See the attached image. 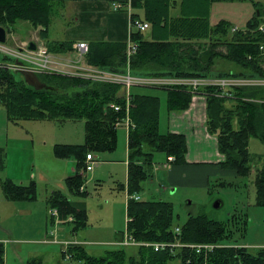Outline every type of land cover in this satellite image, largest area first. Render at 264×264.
<instances>
[{
	"label": "trees",
	"instance_id": "1",
	"mask_svg": "<svg viewBox=\"0 0 264 264\" xmlns=\"http://www.w3.org/2000/svg\"><path fill=\"white\" fill-rule=\"evenodd\" d=\"M108 1L125 3L128 0ZM178 1L180 10L186 16L171 15L168 7ZM208 1L211 3L215 0H206L208 5L202 4L201 11L194 10L191 13L189 0H131L133 7L145 8L144 18L136 13L132 14V18H141L150 23L147 30H133L131 33L132 39L139 46L130 61L131 72L159 76H264V49L261 48L264 45V31L258 28L264 24L263 14L257 12L248 20L244 29L237 27L232 31L235 25L227 20L209 24ZM66 2L68 0H0V25L9 34L18 22H30L38 30L50 52L60 54L72 51L71 41L51 39L49 34L50 27L56 20L64 17ZM68 23L71 24L69 21ZM126 47L127 41L123 40H92L88 42L85 58L91 65L125 72ZM222 56L243 70H212L216 58ZM0 59H4L1 54ZM43 74L49 82H55V86L67 91L60 90L62 94H59L53 89L32 87L24 78L16 77L23 75L20 72L0 66V104L4 106L11 121L45 118L59 121L85 120V142L63 146L56 144L54 152L62 158L76 159V171L67 179V185L72 196L86 198L89 196L86 186L88 179L82 170L85 168L87 154L92 151H113L117 146L116 122L125 117L127 106L122 86L105 82L93 83L60 74ZM205 91L208 93L207 127L211 134L217 136L218 149L225 155V159L218 163L222 168L234 171L237 177L247 180L254 176L249 179L255 190L254 204L264 205V164L256 163V154L249 148L252 137L264 142V87L238 88L231 90L232 94L226 96L220 95L211 87L205 88ZM191 97L192 94L187 91L168 90V112H182L188 108ZM110 103L121 106L120 110L110 107ZM129 108L135 127L129 131L128 179L126 185L122 184V189L126 188L128 195L127 215L131 218L127 223L128 230L137 241H174L177 237L174 229L178 223L175 222L173 202L162 197L136 200L133 195L142 194L145 181L154 177V165L159 163L155 161L157 153L164 154L166 158L174 156L172 164L187 163L186 136L169 130L161 131L159 96L132 91ZM4 151L0 148V166L4 165ZM0 183L2 193L8 200L37 198L38 185L34 180L21 184L7 177ZM222 183L225 184L223 181ZM68 196L58 191L46 201L49 216L52 209L57 210L56 215L50 216L48 238L51 236L55 216H61L60 219L64 220L72 216L77 224L76 227L73 225L75 231L86 224V214L82 211L86 204L73 201ZM236 215L231 212L225 220H220L205 213H190L187 220L179 224L181 233L178 238L185 242L237 245L217 249L209 255L207 264H264V246L254 249L241 246L236 235L239 233L245 236L249 221L248 215L242 211H238ZM234 218H237L238 226L232 230ZM70 223L72 222L64 224L66 229H69ZM61 224L62 222L59 226ZM123 234L124 230L117 232L116 239H121ZM59 245L63 246V259L69 254L76 264H169L174 258H179L180 264H204L202 257L198 261V256L190 254L187 249L173 255L169 249L156 251L153 247L141 245L130 246L128 250L127 246H117L105 249L102 255H92L82 245ZM190 258L191 263H187ZM0 264H6L2 241ZM26 264L46 263L36 257L26 261Z\"/></svg>",
	"mask_w": 264,
	"mask_h": 264
},
{
	"label": "rangeland",
	"instance_id": "2",
	"mask_svg": "<svg viewBox=\"0 0 264 264\" xmlns=\"http://www.w3.org/2000/svg\"><path fill=\"white\" fill-rule=\"evenodd\" d=\"M179 4L180 2L178 1L169 5L170 7L168 8L170 9L172 16L185 15L184 11L180 10ZM202 4H207L206 0H189V5L191 7L189 11L191 13H193L194 10L201 11L203 9ZM209 5L210 8L207 13L209 24H211V21L214 19L217 21L215 24L221 20H227L233 25L237 24L235 26H238L240 29H244L248 20L253 16L252 15L248 19L243 17L246 15L248 9L243 8L241 4H238V2L215 0L209 3ZM239 17H243L241 19L244 20V24L239 23L236 19H234ZM189 20L193 19L189 18ZM72 27H74V25L69 24L67 19L59 18L50 27V38L67 40V30ZM39 39L40 36L38 30L34 29L30 22H18L15 28L9 32L6 42H4L5 44L2 43L4 47L2 46L0 49V54L4 59H0V61H4L5 63L9 64L15 63L16 58L12 52L17 50L16 46H18V48L21 47L23 45L22 43L24 42L23 40L38 42ZM43 42L45 43V41ZM196 47H198V45H196ZM7 48L16 49L9 50ZM225 50L226 49L224 48L223 51ZM55 57L58 59L59 63L56 65L59 67L69 68L68 64L74 60H78L80 64L82 63V60H79L78 54L74 51L60 53L55 55ZM221 68L229 71L239 67L235 63L222 56L215 60V65L213 66L212 70L217 71ZM241 70L243 69L241 68ZM20 73L23 75H17L16 77L21 79L24 78L32 87L53 89L59 94H62L60 90H63V92L67 91V89H61L55 86L57 85L55 82H49L43 76L45 75L43 73ZM90 81L93 83L105 82L117 85V83L112 81H98L94 79H91ZM121 88L123 89L124 87ZM131 91L157 95L163 102H165V97L167 96V90L162 88L135 86L131 88ZM167 122L168 114L166 111V106H163L160 124L162 132L168 130ZM85 129L86 127L84 119L59 121L51 118H45L20 119L18 121H11L7 117V112L4 106L0 104V143L6 150L3 163L4 165L0 166V181L10 177L13 178L15 182L28 184V180H30L29 176L33 172L37 174L34 178V181L37 182L38 185L40 184L39 186L41 187L40 194L35 200L23 199L20 201H11L4 197L0 183V235L2 238L6 239L5 251L7 254L8 264H20L22 262V258L26 260L30 256H36L40 258L43 256L44 261L48 257L49 263L57 260L58 264H76L74 259H72L69 254L64 257L65 262L63 260L61 261L58 247L55 246L56 251H49V248H47L45 245L42 249L41 242L39 243L37 240L40 238L39 233L44 230L48 222V215L45 218L44 213H42L43 210L46 211V189L48 187L50 189L58 188L60 186L59 181H56L53 185V180L59 176H64V174L60 173L61 169L66 165L69 167L76 165V162L72 159L57 156L54 152V147L56 144L63 146L65 144L84 143L86 134ZM251 140V144L249 145L250 151L255 154L257 153L256 157L261 156L256 160V163L260 165L264 162V151L259 152L261 150L255 147L254 141L258 142L262 149H264V144L258 138L252 137ZM94 154L97 155V162L95 164L94 170L86 173L88 179L86 181V186L89 192V196L86 200L89 202L86 204V206L88 205L91 211L94 212L92 215L89 213L87 214L89 223L94 225L91 231L88 233V236L95 238H105L104 240H101L105 242L101 245H98L97 247H89V245L86 246H88L87 252L92 255H99L104 254V250L107 248L122 246L116 243L122 238L116 239L115 232L117 230L126 229V224L124 222V219L126 218L124 217V200L127 197V191H120L115 188L114 185H119L121 187V181H123L121 174L126 169L125 160L127 158V130L122 126L118 127L117 146L115 150L99 153L94 152ZM102 155L105 159L114 157L116 161L109 163L103 160V162L100 164L102 161L100 157H102ZM156 156L157 158L155 161L156 163H159L154 165V177L147 179L144 183V190L142 194L140 193L142 199H157L160 197L170 199L174 204V212L176 215L175 222L178 224H183L187 220V217L190 213H205L210 217L225 220L231 212L236 215L238 211H242L243 214L248 215L249 227L245 233V236H241L239 233H237L236 236L238 237L239 242L242 243V245H246L245 247L251 249L264 245V205L254 204L255 190L249 180L253 179L254 176H250V178L246 180L245 178L237 177L235 172L232 174L233 176L225 175L222 177H218V175L215 174H210L209 179L204 186L197 185L179 187L168 182L167 170L169 168H167V165H165V155L162 153H157ZM156 167L158 168L155 169ZM91 176L93 177L92 179L90 178ZM222 181L225 182V184H223ZM228 182H233L236 185H228ZM80 191L83 192L81 188ZM216 199H221L222 201V204L219 207L214 206ZM189 200H191L193 203L189 202ZM108 204L114 205V214L112 218L108 213ZM51 215L54 214L50 212V216ZM177 215L179 217H177ZM60 217L55 216L53 218V228L57 218H59L62 224L60 226L58 225L57 230L56 228H52L50 232L51 236L47 238L46 241L56 243L57 245L63 243L78 244L75 239L63 235V233L71 230V227L66 229L64 224H68V222L73 223V219L68 218L66 221L64 219H60ZM85 220L86 219H84V222ZM113 221L114 224H116V229L111 227ZM50 222L51 221L48 222L49 225ZM232 223V230H235L234 228L238 226L237 218H234ZM73 225H75V227L77 226L75 222ZM87 225L88 224L86 223L85 226L81 227L84 228L83 230L80 228V233L86 231L85 227ZM75 227H72V232H75ZM9 241L13 242L8 243ZM130 246L141 245H127L128 250ZM94 248H97V251H95ZM16 249H18V254L22 258L17 256ZM169 264H180L179 258L172 259Z\"/></svg>",
	"mask_w": 264,
	"mask_h": 264
},
{
	"label": "crops",
	"instance_id": "3",
	"mask_svg": "<svg viewBox=\"0 0 264 264\" xmlns=\"http://www.w3.org/2000/svg\"><path fill=\"white\" fill-rule=\"evenodd\" d=\"M232 2H238V4H241L243 8L248 9L246 15L243 16V17H246V19L250 18L252 15L256 14L257 12L259 13V11L261 14H263L262 16L264 18V0H246V1H232ZM132 9H133V13L139 14L142 17L144 16L145 8L132 6ZM243 17L234 18V19H236L239 23L244 24V20L241 19ZM63 18L67 19L71 24L74 25V27L69 28L67 30V36H66L67 40L71 41L73 45L74 43H77L80 41L90 42L92 40L127 41L129 37V33L131 31L130 17L128 15V12L124 10L116 11L114 7L111 6L110 1L108 0H68V2H66L65 7H64V17ZM215 22L217 21L214 19L211 21V24H215ZM263 67H264V60H263ZM239 69L241 70V67L237 69H232V70H239ZM219 70L228 71V70H224V68H221ZM163 106H166V111L168 114V122H167L168 130L171 132L183 133L186 136L187 147H188V151L186 155V159H187L186 164H172V163L165 164L167 165L166 167L169 168L167 170L169 183H171L172 185H177L179 187L197 186V185L204 186L207 183L210 174L218 175V177H222L225 175L230 176L234 174V171L224 169L218 163L221 160L225 159V155L219 152L218 150L217 136L211 134L207 129L208 127H207V98L206 97L192 95L191 102L188 108H186L182 112H179L176 110H172L171 112H168V90H167V96L165 97V102H163L160 99L161 111H162ZM128 137L129 136L127 135V158L125 160L126 169L121 174L123 177V181L121 182L122 184H125V185L127 184V179H128ZM254 138H257V137H254ZM251 141L252 140L250 138L249 145L251 144ZM260 141L262 142V140ZM262 143L264 144V142ZM254 144L256 148L261 150L259 152L264 151V149L260 147V144L258 142L254 141ZM0 148H2V151L5 150L1 143H0ZM5 153H6V150L3 152L4 156H5ZM258 157H261V156H258ZM69 159H72L73 161L76 162L74 158H69ZM100 159H102L100 164L103 162V160L109 163H113L114 161H116L114 157L105 159L103 158V155L102 157H100ZM75 169H76V165L75 166L73 165L71 167L66 165L64 168L61 169L60 173L64 174V176H59L53 180V185L55 184L56 181H59L60 186L55 189H50L49 187L46 189V194H47L46 201L51 196L58 193V191L61 192L62 190V193L65 192L64 193L65 195H69L68 196L69 199L73 198V201H77L78 203H82V204L83 203L88 204L89 201H86L88 196L86 198H82L79 196H72L70 194L71 189L67 185V179L75 173ZM99 171H100V166H99ZM99 171H98V174H99ZM36 175L37 174L33 172L31 173V175L29 176L30 180H28L29 183L32 180H34ZM90 178L92 179L93 177L91 176ZM162 182H165V181H162ZM39 185L37 187V192H38L37 197L39 196L40 191H41V187ZM114 187L120 191H125V192L127 191L126 188L122 189V185L121 187L119 185H114ZM126 195H127V192H126ZM46 201H45V205H46ZM107 206L109 210L108 213L112 218L114 214V205L108 204ZM124 206H125L124 207V211H125L124 217H126L124 219V222L126 224L127 219H128L127 197L124 200ZM82 211L85 212L86 214L85 223L88 224L85 227L86 231L80 233V230L84 229V228H81L75 232H72L73 223H70L71 230L67 231L66 233H63V235L66 237L75 239L78 245L85 246L87 250L88 246L86 245H89V247L91 246L97 247L98 245H101L102 243L105 242V241H101V240H104L105 238H95V237L88 236V233L91 231L94 225L89 223L87 219V214L89 213L92 215L94 214V212L91 211L88 205ZM42 213H44L45 218H46V216L48 215L47 206H46V211L43 210ZM47 217H48L47 220L49 222L50 216L48 215ZM48 222L44 230H42L39 233L40 238H38L37 242L39 243L41 242L42 249H43V246L45 245L47 248H49V251L51 250L56 251L55 246L58 247L61 260H64L63 254H62L63 246L46 241V239L48 238L47 233L49 231ZM111 225H112L111 227H114L116 229V226H115L116 224H114V221ZM117 231L122 232L123 230H117ZM117 231L115 232V237H116ZM0 241H2L4 243V246L6 247V239L2 238L1 235H0ZM112 241H108V242H112ZM10 242H13V241H9L8 243ZM94 250L97 251V248H94ZM16 254L18 257L22 258L18 254V249H16ZM99 255H102V254H99ZM31 258H36V256H30L26 260L22 258V262L20 264H26V261H28ZM41 259L46 264H53V263L58 264L57 260L49 263L48 257L46 258L45 261L43 259V256H41ZM5 261H6V264H8L6 251H5Z\"/></svg>",
	"mask_w": 264,
	"mask_h": 264
},
{
	"label": "built area",
	"instance_id": "4",
	"mask_svg": "<svg viewBox=\"0 0 264 264\" xmlns=\"http://www.w3.org/2000/svg\"><path fill=\"white\" fill-rule=\"evenodd\" d=\"M112 6L117 10H125L128 12L130 17V29H135L139 31H145L150 27L148 21H143L139 18H132V4L131 0L123 3L120 1H113ZM134 19V20H133ZM259 30L264 31V24H261ZM234 27L232 30L234 31ZM3 42H0V49L4 47ZM23 45L18 48H7L9 50H15L12 52L16 58L15 63H5L0 61V66L6 67L13 71L28 73H49V74H60L70 77H79L81 79H94L98 81H112L119 85H123L126 94V115L123 119H118L116 122V127H124L127 130V135L131 128L135 127V123L132 121L129 113V105L131 100V88L135 86L140 87H153V88H162L169 90H183L190 92L194 96H204L207 97L208 93L205 91V88L211 87L217 90V92L222 95H230V91L235 88L242 87H264V76H159V75H140L134 74L131 72L130 61L134 54L138 50V42L134 41L131 37V31L127 39V49H126V71L125 72H116L109 69H103L95 65L89 64L86 60V53L88 52V43L85 41H80L74 43L72 51L78 54L79 60H82L80 64L78 60L71 61L68 64L69 68L59 67L56 64L59 63L55 53L49 51L47 45L39 40L36 42V48H30L29 41H24ZM261 48L264 49V45H261ZM264 53V52H263ZM83 58V59H82ZM85 59V60H84ZM110 107L120 110L121 106L116 103H110ZM174 156H168V162L174 161ZM85 168L82 170V173L86 175L87 172L93 171L96 164V156L94 153H88L85 160ZM156 167L155 169H157ZM134 199L139 200L141 198L140 194H134ZM51 212L56 215L57 210L52 209ZM69 219H72L70 217ZM131 218L127 219V223ZM60 223V220L57 218L55 221L56 228ZM176 239L174 241H137L132 233L126 229L124 231L123 237L121 240L116 243L127 246V245H142L153 247L156 251L169 249L173 255H177L179 251L187 249L190 254H196L198 256V261L203 259V263L207 264V259L209 255L215 252L219 248L228 247V246H237L231 244H225L222 242H185L181 241L178 238V235L181 233V227L176 226L175 229ZM68 247L71 244L65 243ZM187 263H191V258L187 259Z\"/></svg>",
	"mask_w": 264,
	"mask_h": 264
},
{
	"label": "water",
	"instance_id": "5",
	"mask_svg": "<svg viewBox=\"0 0 264 264\" xmlns=\"http://www.w3.org/2000/svg\"><path fill=\"white\" fill-rule=\"evenodd\" d=\"M7 39V32H6V28L4 26L0 25V42H4ZM36 47L35 42L31 41L30 42V48L34 49ZM189 202H191V200H189ZM193 203V202H191ZM222 204L221 199H216V201L214 202V206L215 207H219Z\"/></svg>",
	"mask_w": 264,
	"mask_h": 264
},
{
	"label": "flooded vegetation",
	"instance_id": "6",
	"mask_svg": "<svg viewBox=\"0 0 264 264\" xmlns=\"http://www.w3.org/2000/svg\"><path fill=\"white\" fill-rule=\"evenodd\" d=\"M220 200V199H219Z\"/></svg>",
	"mask_w": 264,
	"mask_h": 264
}]
</instances>
